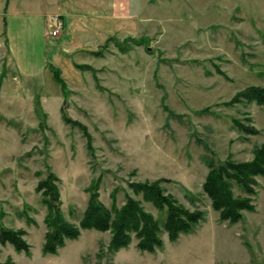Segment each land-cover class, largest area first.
Wrapping results in <instances>:
<instances>
[{
	"label": "rangeland",
	"instance_id": "374dc122",
	"mask_svg": "<svg viewBox=\"0 0 264 264\" xmlns=\"http://www.w3.org/2000/svg\"><path fill=\"white\" fill-rule=\"evenodd\" d=\"M57 1H25L40 21L19 35L16 4L6 12L0 0V214L4 226L26 232L30 246L27 256L0 244V264H264V177L256 178L255 212L244 211L234 225L219 222L202 192L209 163L248 162L264 143V106L226 105L245 87H264V0H122L118 9L104 0L105 13L96 8L80 24L75 15L88 9L79 4L67 8L77 23L60 15L64 28L50 38L47 20L63 9ZM71 2L78 3H64ZM62 107L91 135L92 154L82 129L63 121ZM233 121L259 134L241 133ZM50 171L74 225L86 188L100 176L107 208L112 192L117 207L127 195L141 201L129 182L162 178L164 195L205 217L176 242L163 232L154 253L140 252L134 234L112 252L109 232L85 230L44 255L47 207L35 188ZM232 191L245 196L236 184ZM141 206L162 228L165 211Z\"/></svg>",
	"mask_w": 264,
	"mask_h": 264
},
{
	"label": "trees",
	"instance_id": "16d2710c",
	"mask_svg": "<svg viewBox=\"0 0 264 264\" xmlns=\"http://www.w3.org/2000/svg\"><path fill=\"white\" fill-rule=\"evenodd\" d=\"M219 73L225 76L222 72ZM53 78L63 90L65 85L59 73L54 72ZM243 102L264 106V87H245L238 91L226 105L232 106ZM61 116L66 124L82 129V134L86 139V148L92 154V137L86 128L70 119L64 107L61 108ZM233 123L241 133L259 134V131L254 127L243 126L236 121ZM208 169L202 184V192L210 200L211 208L218 213L219 222L234 225L242 220L244 211L255 212L253 202L257 195L258 182L256 178L264 177V143L254 149L253 159L248 162L234 163L228 160L218 166L209 163ZM166 181L159 178L153 181L129 182L128 187L134 196L141 197V201L127 195L124 205L117 207L116 193L112 192L113 204L111 208H107L99 199L101 176L97 177L91 180L86 188V193L89 195L87 206L78 224L74 225L67 222L61 212L60 195L57 188L58 178L50 171L35 188V191L40 193L43 204L47 207V214L44 217L46 233L42 254H57L58 250L65 245L66 240L77 239L85 230L109 232L111 238L108 248L112 252L127 248L132 242V234L138 239L136 248L140 252L154 253L163 246V240L160 237L163 232L166 233L171 243L176 242L180 235L192 233L204 220L205 214L199 210L189 212L171 195H164L161 185ZM233 184H236L245 196H234ZM141 202L150 204L158 211H165V222L162 228L158 220L143 210ZM2 217L3 215L0 214V244L2 246L9 244L15 251L23 252L29 256L30 246L24 240L26 232L22 229L14 230L4 226L1 221ZM2 264L15 263L8 258Z\"/></svg>",
	"mask_w": 264,
	"mask_h": 264
},
{
	"label": "crops",
	"instance_id": "0c3cea01",
	"mask_svg": "<svg viewBox=\"0 0 264 264\" xmlns=\"http://www.w3.org/2000/svg\"><path fill=\"white\" fill-rule=\"evenodd\" d=\"M25 1L29 2V0H9V1L5 0L4 8H3V9L6 8V12H8L11 9V7H13V5L16 4V13H14V15L12 14L13 16H11V17H13V19H16V23H19L20 26L22 25V28H20V27H16L15 28L16 32H18L17 34H19V35L30 34V32H32V28H31L32 26L31 25L32 24L33 25L34 24L37 25V22L40 21L39 13H35V12L26 13L27 4L25 3ZM21 2H22L23 5H21ZM64 2H65V0H62V2H60V0H58L56 2L58 8H60L61 4H63L62 5L63 9H61L62 11H60L58 13L63 18L66 17L67 20H68V18L69 19L72 18L70 21L68 20L69 21L68 24H70V26L76 24L77 22L72 17V16H74V14L71 15L72 12L70 10H68V9L69 8H72V9L76 8V6L79 5V4H80V6H85V8L88 9V11H85L84 13L80 12V13L75 15L77 17V21H78L79 24L81 23L80 21H81L82 18H84V19H88V18H91V17L95 18L97 16V14L95 13V9L96 8H97V11L99 9H102L103 12L105 13L104 10L106 8V5L104 4V0H100L101 3L100 2L98 3L97 0H82V1L81 0H77L78 3H76L75 5H73L72 2L71 3H64ZM121 2H122V0H110V5H107V7H108V9H111L112 4H113V7L115 9H118V6H120ZM125 2H128V0H126ZM48 16L49 15H47V17ZM66 19L64 20V24L66 22ZM9 33L10 32H8V30H7V35ZM7 41H8V38H7Z\"/></svg>",
	"mask_w": 264,
	"mask_h": 264
},
{
	"label": "built area",
	"instance_id": "2783aa9c",
	"mask_svg": "<svg viewBox=\"0 0 264 264\" xmlns=\"http://www.w3.org/2000/svg\"><path fill=\"white\" fill-rule=\"evenodd\" d=\"M48 29L49 37L55 38L58 37L60 32L63 29V20L59 15H53L48 18Z\"/></svg>",
	"mask_w": 264,
	"mask_h": 264
}]
</instances>
